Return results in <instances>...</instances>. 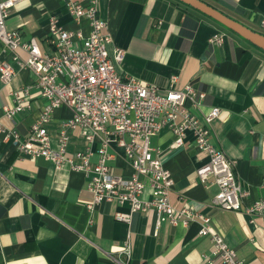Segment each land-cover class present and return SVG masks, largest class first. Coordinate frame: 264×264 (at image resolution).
Returning <instances> with one entry per match:
<instances>
[{
  "label": "crops",
  "instance_id": "0c3cea01",
  "mask_svg": "<svg viewBox=\"0 0 264 264\" xmlns=\"http://www.w3.org/2000/svg\"><path fill=\"white\" fill-rule=\"evenodd\" d=\"M254 30L264 32V0H204ZM99 13L107 21L113 42L125 50L117 69L159 87L176 75L175 87L190 83L205 93L198 106L190 105L198 116L212 106L222 112L211 124V140L235 161L234 170L243 191L239 209L213 204L217 185L204 183L196 168L207 154L196 148L193 134L174 145L167 125L151 136L150 144L161 151V159L174 179L169 193L176 206L188 203L211 217L212 226L235 248L245 264H264V213L249 214L244 207L264 198V49L180 0H99ZM68 29L88 32L86 20L75 22L63 0H22L10 8L6 25L26 38L38 40L42 52L52 53L48 39L49 17ZM223 32L220 44L208 37ZM21 55L25 51L18 49ZM12 62L15 73L0 79V264H118L111 257L120 253L127 224L114 218L116 210L128 205L101 201L89 209L92 193L87 177L67 164L59 168L41 156L20 153L4 129H15L25 138L38 118L46 99L35 84L36 75L19 67L0 40V60ZM28 86L27 104L14 118L5 115L3 105L16 102ZM73 115L60 106L43 125L52 148H58L62 121ZM90 142L77 130L69 129V152L83 151ZM98 140L93 145L98 146ZM107 160L116 175L129 176L133 168L121 147ZM96 159L93 155L92 160ZM76 161L80 162L79 158ZM143 198H150L146 187ZM155 211H137L130 227L131 255L127 264H208L211 241L199 235L200 222L188 225L162 221L155 233ZM212 264H224L216 259Z\"/></svg>",
  "mask_w": 264,
  "mask_h": 264
},
{
  "label": "built area",
  "instance_id": "2783aa9c",
  "mask_svg": "<svg viewBox=\"0 0 264 264\" xmlns=\"http://www.w3.org/2000/svg\"><path fill=\"white\" fill-rule=\"evenodd\" d=\"M19 1L22 0H0V40L20 68L28 67L35 73V84L46 102L25 138H19L15 129H4L5 138H12L22 154L41 156L55 168L67 164L70 169L83 172L87 177L86 187L92 193L87 203L89 209L101 201L128 205L127 211L114 212V218L128 227L120 251L125 258L111 257L112 261L127 264L131 255L133 214L153 209L155 233L162 221L188 225L197 220L200 222L198 234L209 236L211 241L210 254L203 255L208 264L216 259L224 264H245L237 257L235 248L212 226L209 215L188 203L176 207L170 202L174 179L164 166L161 151L150 144L151 136L164 125L172 131L173 143L177 146L182 145L187 132H191L196 148L207 154V160L196 168V173L204 183L217 185L213 204L224 209H239L243 191L234 170L235 161L211 140V124L220 117L221 108L212 106L202 116L196 115L190 105L198 106L205 93L190 83L175 87L176 75L170 76L167 86L159 87L119 71L117 65L125 50L115 45L110 52L113 38L107 21L99 13V0H63L70 17L77 23L86 20L89 29L84 33L80 27L65 28L51 15L48 39L54 47L52 53L42 52L35 36L24 38L18 30L7 27L10 8ZM260 25L264 27V19ZM223 39L224 33L218 31L207 40L210 44H220ZM18 49L26 55H21ZM14 73L12 62L1 59L0 79L7 82ZM28 92V86H24L22 97L18 96V91L14 93V105H3L7 117L12 119L29 106L26 103ZM60 106L71 108L73 115L62 121L59 146L52 148L43 124ZM69 129L77 130L90 142L85 150H67ZM97 140L99 144L94 147ZM114 145L123 149L131 163L133 172L129 176L114 174L107 164L114 155L108 149ZM93 155H96L95 160H92ZM146 187L150 188V198L142 196ZM244 210L249 214L264 213V198L253 200Z\"/></svg>",
  "mask_w": 264,
  "mask_h": 264
},
{
  "label": "water",
  "instance_id": "95a60500",
  "mask_svg": "<svg viewBox=\"0 0 264 264\" xmlns=\"http://www.w3.org/2000/svg\"><path fill=\"white\" fill-rule=\"evenodd\" d=\"M215 19L226 28L236 32L254 45L264 49V32L254 30L239 20L227 15L204 0H180Z\"/></svg>",
  "mask_w": 264,
  "mask_h": 264
}]
</instances>
